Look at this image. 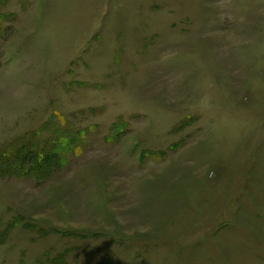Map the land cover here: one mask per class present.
<instances>
[{"label":"rangeland","instance_id":"obj_1","mask_svg":"<svg viewBox=\"0 0 264 264\" xmlns=\"http://www.w3.org/2000/svg\"><path fill=\"white\" fill-rule=\"evenodd\" d=\"M67 140L0 264H264V0H0V159Z\"/></svg>","mask_w":264,"mask_h":264},{"label":"trees","instance_id":"obj_2","mask_svg":"<svg viewBox=\"0 0 264 264\" xmlns=\"http://www.w3.org/2000/svg\"><path fill=\"white\" fill-rule=\"evenodd\" d=\"M56 140L61 138L59 131L56 132ZM54 143L55 140L53 139ZM28 142H23L12 146L7 151H2V157L0 160H3L8 164L6 169L10 172H20L21 175L28 173H39L42 168H47L48 164L50 166L51 162L54 160V164H60L61 159L58 161V157L66 150V145L68 140L63 147L55 148V144H46V150L43 152L41 150L33 151L29 150L27 147ZM62 165V164H60ZM59 165V166H60Z\"/></svg>","mask_w":264,"mask_h":264}]
</instances>
